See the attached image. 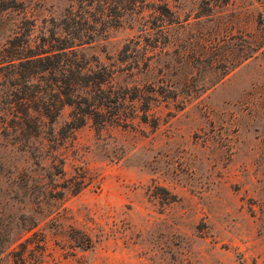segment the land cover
Segmentation results:
<instances>
[{
  "label": "rangeland",
  "instance_id": "1",
  "mask_svg": "<svg viewBox=\"0 0 264 264\" xmlns=\"http://www.w3.org/2000/svg\"><path fill=\"white\" fill-rule=\"evenodd\" d=\"M89 1L0 0V48L16 33L49 48L95 14L74 48L140 94L128 126L88 121L27 149L0 136V264H264V48L223 66L242 23L264 28V0ZM168 82L178 96L158 92Z\"/></svg>",
  "mask_w": 264,
  "mask_h": 264
},
{
  "label": "trees",
  "instance_id": "2",
  "mask_svg": "<svg viewBox=\"0 0 264 264\" xmlns=\"http://www.w3.org/2000/svg\"><path fill=\"white\" fill-rule=\"evenodd\" d=\"M96 1L107 4L110 12L115 13L120 8L127 11L137 6H149L146 0ZM88 5H94V1H89ZM102 14V17L113 15ZM76 16L79 19H73L78 24L75 29H70L71 21H65L62 36L51 32L49 48L41 44L34 47L30 39L21 38L19 33L7 39L0 48V136L5 140L10 139L27 149L31 142L41 138L54 140L56 135L60 140L72 138L75 131L88 121H92L97 129L114 123L123 126L133 124L131 121L138 110L137 105L131 104L140 94L127 95L109 86L115 71L99 64L93 68L90 61L74 48L91 42L85 39L84 30L89 17L94 19L95 14L91 13L88 20L81 14ZM154 25L155 22L150 28ZM238 39L234 59L225 57L223 66L227 69L226 74L264 48V28L250 32L242 23ZM151 47H159L158 42ZM130 49L131 46L126 45L121 54H128ZM153 90H157L155 86ZM158 92L165 97L178 96L171 82L160 84ZM129 102L135 108L131 115L127 113ZM66 106L71 108L69 120L55 131L53 124ZM148 109L149 104H146L144 118L148 116ZM20 264H26L22 254Z\"/></svg>",
  "mask_w": 264,
  "mask_h": 264
}]
</instances>
